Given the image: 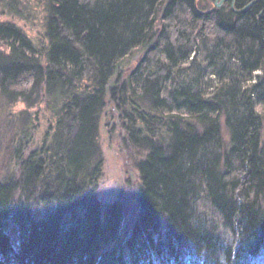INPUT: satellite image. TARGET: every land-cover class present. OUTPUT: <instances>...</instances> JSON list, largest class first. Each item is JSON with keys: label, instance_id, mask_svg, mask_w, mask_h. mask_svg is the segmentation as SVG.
I'll return each instance as SVG.
<instances>
[{"label": "trees", "instance_id": "16d2710c", "mask_svg": "<svg viewBox=\"0 0 264 264\" xmlns=\"http://www.w3.org/2000/svg\"><path fill=\"white\" fill-rule=\"evenodd\" d=\"M254 1L44 0L35 39L0 21V91L28 104L0 264H264V0L237 12ZM113 144L139 173L130 228L99 198Z\"/></svg>", "mask_w": 264, "mask_h": 264}, {"label": "rangeland", "instance_id": "374dc122", "mask_svg": "<svg viewBox=\"0 0 264 264\" xmlns=\"http://www.w3.org/2000/svg\"><path fill=\"white\" fill-rule=\"evenodd\" d=\"M12 1L0 0V21L14 22L32 39H35L38 24L46 15L44 0H17L18 3L11 6ZM27 107L28 104L23 101L13 104L12 100L2 95L0 91V179L16 172L13 148L20 132L22 112H25ZM28 110L33 113L35 109ZM259 110L261 111L262 107ZM46 128V125H43L41 130L44 132ZM104 152L105 166L99 184V198L106 203L118 199L128 202L127 225L130 228L132 215L138 208L135 193L140 185V179L136 159L123 152L116 144L104 147Z\"/></svg>", "mask_w": 264, "mask_h": 264}, {"label": "flooded vegetation", "instance_id": "af4514ba", "mask_svg": "<svg viewBox=\"0 0 264 264\" xmlns=\"http://www.w3.org/2000/svg\"><path fill=\"white\" fill-rule=\"evenodd\" d=\"M219 1V2H218ZM258 1H263V0H256V2H258ZM229 2H231V4L232 5H234V2H235V0H216V5L218 6V7H221V6H223L225 3H229ZM255 3V2H254ZM264 17V16H263Z\"/></svg>", "mask_w": 264, "mask_h": 264}, {"label": "water", "instance_id": "95a60500", "mask_svg": "<svg viewBox=\"0 0 264 264\" xmlns=\"http://www.w3.org/2000/svg\"><path fill=\"white\" fill-rule=\"evenodd\" d=\"M254 2H256V1H254ZM254 2L250 3V4H249L248 6H246L243 10H239V11H237V12H244V11H246L248 8H250V6H251Z\"/></svg>", "mask_w": 264, "mask_h": 264}]
</instances>
